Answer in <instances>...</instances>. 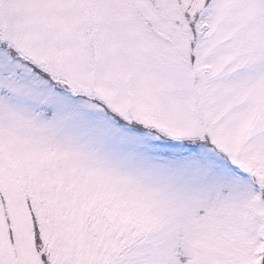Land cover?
I'll return each instance as SVG.
<instances>
[{"label": "snow or ice", "instance_id": "snow-or-ice-1", "mask_svg": "<svg viewBox=\"0 0 264 264\" xmlns=\"http://www.w3.org/2000/svg\"><path fill=\"white\" fill-rule=\"evenodd\" d=\"M0 264H264V0H0Z\"/></svg>", "mask_w": 264, "mask_h": 264}]
</instances>
